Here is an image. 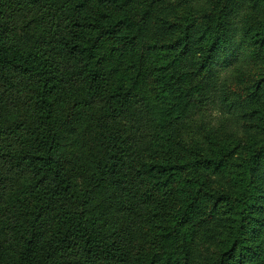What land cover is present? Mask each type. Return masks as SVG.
Returning a JSON list of instances; mask_svg holds the SVG:
<instances>
[{"label": "trees", "instance_id": "1", "mask_svg": "<svg viewBox=\"0 0 264 264\" xmlns=\"http://www.w3.org/2000/svg\"><path fill=\"white\" fill-rule=\"evenodd\" d=\"M0 264H264V0H0Z\"/></svg>", "mask_w": 264, "mask_h": 264}, {"label": "rangeland", "instance_id": "2", "mask_svg": "<svg viewBox=\"0 0 264 264\" xmlns=\"http://www.w3.org/2000/svg\"><path fill=\"white\" fill-rule=\"evenodd\" d=\"M239 88V87H238ZM236 87V92L239 91ZM223 120V111H215L213 112L212 115V120L208 121V124L213 127V128H219L220 126H222L221 122ZM242 125V123L238 122L237 127ZM189 127H191V135H195V134H199L201 133L204 129L201 123L196 122L191 124ZM231 129H235V126H233ZM79 140L88 144L91 150H94V136L92 135V133H83L79 135ZM89 160L88 157H82L79 158V161H81V163L85 164L87 163ZM214 250V247L212 245H208L206 247H203L200 251V259L202 257H209L210 254L212 253V251Z\"/></svg>", "mask_w": 264, "mask_h": 264}]
</instances>
